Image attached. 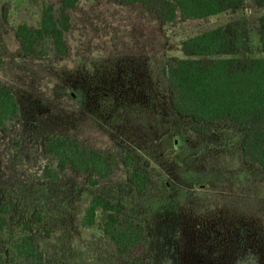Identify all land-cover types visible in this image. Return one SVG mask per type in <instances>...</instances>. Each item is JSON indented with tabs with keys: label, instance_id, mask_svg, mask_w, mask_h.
Wrapping results in <instances>:
<instances>
[{
	"label": "rangeland",
	"instance_id": "374dc122",
	"mask_svg": "<svg viewBox=\"0 0 264 264\" xmlns=\"http://www.w3.org/2000/svg\"><path fill=\"white\" fill-rule=\"evenodd\" d=\"M58 1L0 0V80L22 113L8 132L0 129V200H15L12 224L29 220L46 256L63 264H264V168L245 159L237 129L179 114L163 73L172 59L189 58L184 40L230 22L246 21L249 34L248 47L233 56L264 57V6L245 0L238 10L163 23L139 4L79 0L68 55L24 57L17 26H37L43 4ZM49 134L112 150L118 162L96 186L73 169L56 182L41 180ZM126 151L150 174L144 193L129 184ZM95 193L117 199L125 211L138 206L151 240L143 258L120 260L98 228L80 225L82 206Z\"/></svg>",
	"mask_w": 264,
	"mask_h": 264
},
{
	"label": "trees",
	"instance_id": "16d2710c",
	"mask_svg": "<svg viewBox=\"0 0 264 264\" xmlns=\"http://www.w3.org/2000/svg\"><path fill=\"white\" fill-rule=\"evenodd\" d=\"M139 4L163 23L177 17L202 19L230 10L241 9L245 0H112ZM260 7L264 0H256ZM79 0L45 2L39 24H20L16 38L26 58H63L69 53L66 35L72 29V10ZM260 39L264 52V14L260 18ZM249 45L246 21L230 22L225 27L193 35L182 43L189 58H174L163 73L167 78L174 109L196 123L207 126L227 124L240 132L245 159L254 167L264 168V57H234ZM4 46L0 35V65ZM21 106L14 92L0 80V129L8 132L21 119ZM206 131L205 129H202ZM47 162L41 180L53 183L67 169L86 175V182L96 186L106 179L118 162L112 150H97L68 134H49L43 141ZM130 186L144 193L150 174L132 151L122 154ZM14 199L0 200V264H63L46 256L42 240L27 220L12 224ZM82 227H96L112 253L124 262H134L149 251L151 240L147 224L133 204L124 210L117 199L95 193L83 206ZM37 211L34 219L42 223ZM47 225L44 235L50 238Z\"/></svg>",
	"mask_w": 264,
	"mask_h": 264
}]
</instances>
